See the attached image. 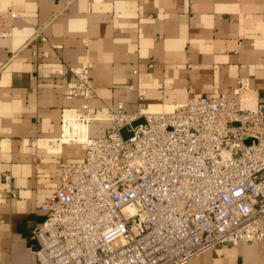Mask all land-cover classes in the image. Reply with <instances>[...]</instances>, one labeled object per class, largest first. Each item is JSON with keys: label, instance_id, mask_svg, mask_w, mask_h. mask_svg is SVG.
<instances>
[{"label": "crops", "instance_id": "crops-1", "mask_svg": "<svg viewBox=\"0 0 264 264\" xmlns=\"http://www.w3.org/2000/svg\"><path fill=\"white\" fill-rule=\"evenodd\" d=\"M0 30V264L33 263L31 235L46 217L40 201L59 183L58 162L84 158L80 142L43 144L60 136L65 108L122 102L162 112L199 94L264 105V0H0ZM82 62L94 95L66 98L73 74L60 70ZM108 129L104 118L87 125L91 136ZM6 173L15 196L3 188ZM188 264H264V236Z\"/></svg>", "mask_w": 264, "mask_h": 264}, {"label": "built area", "instance_id": "built-area-1", "mask_svg": "<svg viewBox=\"0 0 264 264\" xmlns=\"http://www.w3.org/2000/svg\"><path fill=\"white\" fill-rule=\"evenodd\" d=\"M67 72L66 98L94 95L88 62ZM82 108H65L60 136L43 142L51 151L80 142L85 153L58 162L59 183L39 203L46 217L31 235L32 264H188L208 248L263 238L262 103L199 94L162 112ZM93 118L109 120L106 134H88ZM3 188L15 196L8 173Z\"/></svg>", "mask_w": 264, "mask_h": 264}, {"label": "water", "instance_id": "water-1", "mask_svg": "<svg viewBox=\"0 0 264 264\" xmlns=\"http://www.w3.org/2000/svg\"><path fill=\"white\" fill-rule=\"evenodd\" d=\"M141 122H144V117L141 116L137 119H135L134 121H132L131 125L134 126V125H137ZM121 133H122V136L124 138H127L129 136L132 135V130L130 129V125H126V126H123L121 129H120Z\"/></svg>", "mask_w": 264, "mask_h": 264}, {"label": "rangeland", "instance_id": "rangeland-1", "mask_svg": "<svg viewBox=\"0 0 264 264\" xmlns=\"http://www.w3.org/2000/svg\"><path fill=\"white\" fill-rule=\"evenodd\" d=\"M242 140H243L245 143H249V142H251L252 138H251V136H249V135H243V136H242Z\"/></svg>", "mask_w": 264, "mask_h": 264}]
</instances>
